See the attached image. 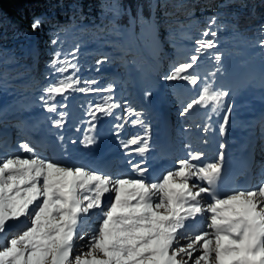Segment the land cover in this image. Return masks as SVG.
<instances>
[{
  "label": "rangeland",
  "instance_id": "rangeland-1",
  "mask_svg": "<svg viewBox=\"0 0 264 264\" xmlns=\"http://www.w3.org/2000/svg\"><path fill=\"white\" fill-rule=\"evenodd\" d=\"M139 19L140 35L135 31L136 18L130 15V27L118 33L119 46L110 35L89 45L87 41L58 44L44 81H34L35 85L30 83L31 73L10 82L0 79V133L9 130L15 137L8 147L15 158L2 157L9 149L5 150L6 140H0V264H240L246 259L245 264L264 263V180L249 191L201 200L206 186L191 161L207 153L205 147L212 145V137L223 145L227 130L247 127L258 106L264 108V21L254 27L249 40L231 22L196 41L200 32L196 24L190 29L182 26L180 35L176 28L154 24L147 15ZM127 43L131 49L125 48ZM23 51L28 54L29 48ZM208 94L215 107L211 104L206 114L192 119L200 99ZM131 99H137L138 108L130 107ZM44 116L42 127L54 119L61 133L52 137L61 140L67 151H81L92 158L100 137L115 154L130 153L136 159L130 166L135 174L114 187L99 170L43 159V152L23 140V130ZM130 117L131 127H124L121 119ZM165 117L173 122L168 125L173 135L167 136L165 145L177 148L183 156L173 157L171 171L147 180L145 173L156 160L149 135ZM198 120L203 123L196 124ZM214 125L218 133L212 130ZM95 130L99 132L96 139ZM71 132L75 134L67 137ZM195 132L201 139L186 143ZM262 156L257 158L264 168ZM8 157L14 160L6 161ZM180 170L196 180L176 179L172 172ZM182 184L184 190L175 205L173 190ZM133 187L136 193L129 194L127 190ZM126 191L129 199L123 195ZM108 196L107 209L98 214L101 221L78 234L87 227V222L83 224L87 214ZM235 198L249 203L258 217L255 246L246 245L236 227L226 229L236 232L234 240L225 234L223 241L214 230L216 218L226 210L222 207ZM135 199L143 209L129 205ZM84 202L88 206L82 212ZM198 219L203 222L197 230L190 228L192 223L186 225ZM88 222L91 225L92 220Z\"/></svg>",
  "mask_w": 264,
  "mask_h": 264
},
{
  "label": "trees",
  "instance_id": "trees-1",
  "mask_svg": "<svg viewBox=\"0 0 264 264\" xmlns=\"http://www.w3.org/2000/svg\"><path fill=\"white\" fill-rule=\"evenodd\" d=\"M130 15L136 18L139 35V17L147 15L154 24L176 28L180 35L182 26L190 29L196 24L200 28L196 41L235 22L241 37L249 40L254 27L264 21V0H0L1 81H14L26 73L32 74L30 83L44 81L58 44L87 41L89 45L110 35L119 46L118 33L130 27ZM126 47L131 49L128 43ZM24 48H29L28 54Z\"/></svg>",
  "mask_w": 264,
  "mask_h": 264
},
{
  "label": "bare ground",
  "instance_id": "bare-ground-1",
  "mask_svg": "<svg viewBox=\"0 0 264 264\" xmlns=\"http://www.w3.org/2000/svg\"><path fill=\"white\" fill-rule=\"evenodd\" d=\"M184 75V74H183ZM193 91V90H192ZM206 94V93H205ZM210 94V93H209ZM208 94V97H206L205 98V100L206 101H208V99H209V97H210V95ZM192 95V94H191ZM179 96V95H178ZM173 97H177V93H173ZM216 99V98H215ZM177 100V99H176ZM181 101H182V99H181ZM177 102H178V100H177ZM180 103V102H179ZM182 103V102H181ZM213 105H215L214 103H213ZM212 105V107H215V106H213ZM137 107L138 108V102H137V99L135 100V99H131V101H130V107ZM259 108H258V110H255V112H254V115H255V126H256V129L258 128V132L257 131H255V134H257L259 137H258V139H256V142H255V145H254V148H253V150L251 151V155L249 156V159H250V157H251V166H252V169H256V168H258V166H259V164H260V162H259V160H258V158H257V156H259V155H261L263 152H264V108H262L261 110H260V106H258ZM257 108V107H256ZM187 113V112H186ZM200 113H199V111H196V112H193V114H192V119H196V118H198L200 115H199ZM33 115V114H32ZM254 115H253V117H254ZM39 116L40 117H42V114H39ZM186 117V116H185ZM44 118L46 119V116H44ZM191 119V118H190ZM189 119V121L188 122H193V121H191ZM253 119V120H254ZM42 120V119H41ZM47 120V119H46ZM130 120H131V117L130 118H128L127 120H126V123L127 124H129L130 123ZM185 120H186V118H185ZM40 120L39 119H36L35 120V123L33 122V124H28V126L23 130V138H25V139H27L28 141H30V143H31V146L35 149V151L36 152H43L45 155L44 156H42L43 157V159H45V158H48V159H51L54 163H58V162H61L62 164H65V163H63L62 161H60L59 159H60V154H59V151H58V149L56 148V146H52L51 147V150H49L48 151V148H49V145H48V143H41L40 141L41 140H38V139H36V142H33L32 140H31V138L32 137H34L35 135H37V127H38V122H39ZM43 122H45V120H43ZM196 122V124H202L203 122L202 121H195ZM250 122H251V120H250ZM8 124H9V122H8ZM171 125L173 124V122L171 121V123H170ZM163 125H165V123L163 122L162 123V125H161V127L163 126ZM167 125H168V123L166 124V127H167ZM48 129V128H47ZM49 129H51V128H49ZM32 130V131H31ZM162 130V129H161ZM162 133V132H161ZM35 134V135H34ZM75 133L73 132H71L67 137H69V136H71V135H74ZM188 134V133H187ZM171 135H173V134H171ZM66 137V138H67ZM200 135H191L190 136V140L189 139H185L186 140V143H188V141H190V142H192L193 144H195L196 142H198L199 140H200ZM185 138H186V136H185ZM2 139V141L4 142V140H6V142H5V146H6V148H5V150H7V149H9L8 151H7V153H4L3 155H2V157L3 158H5V157H7V156H12V157H14V152L10 149V148H8V147H10L11 145H12V142L14 141V138L13 137H10L8 134H3V133H0V140ZM161 139V138H160ZM162 139H163V136H162ZM161 139V140H162ZM99 140V139H98ZM160 140V141H161ZM96 142V141H95ZM172 154H175V155H179L180 154V151L176 148V149H172L171 151H170ZM212 152V150H208L207 151V153L205 154V156H204V158L203 159H200V160H198V161H195V164L198 166H200L201 164V162L202 161H204V160H206V159H209V158H211L212 156H211V153ZM247 155L248 154H250V150L246 153ZM5 155H7V156H5ZM75 155L77 156V153L75 152L73 155H70V159H72V163H70V164H80L84 169H90V170H92L93 171V169H95V168H92L91 166H89L84 160H79L78 158H76L75 157ZM254 156H255V158H254ZM253 157V158H252ZM15 158V157H14ZM257 158V159H256ZM3 159H1V161H2ZM12 161V160H14L13 158H7L6 159V161ZM95 162H94V164H96V165H99V167L97 168L100 172H103L104 174H105V176L107 177V183H109L110 184V186H114V187H116V186H118V184H121V183H123L122 181H124L125 182V180H129L130 179V176H119V175H121V174H126V169L125 168H123V166H120V168L119 169H117V167H116V164H117V166H118V164H119V162H121L123 159H121L120 158V156H116V157H110V158H108V159H106V160H102L101 161V158H100V156H96L95 157ZM5 161V160H4ZM18 160L16 159V162H17ZM61 164V165H62ZM195 165V166H196ZM168 167V168H167ZM59 168V167H58ZM165 169H167L168 171H171L172 170V167H170V166H165L164 167ZM241 169V167H239V165H237L236 164V166H235V168H234V170L232 171V174L230 175V179H229V189H231V188H233V184H234V180H235V178H234V176H235V173L237 172V171H239ZM173 173V175H174V177L176 178V179H178V180H182V179H184V180H187V181H192V180H195V177H193L192 175H188L187 173H184V171L183 170H180V172L179 173H176V172H172ZM146 175V174H145ZM153 176H154V178L155 177H157V176H160L161 174L160 173H155V174H152ZM152 175H150V176H152ZM255 176H253V177H255V178H253V180H251L250 181V183L248 184V186H250L251 188H254L258 183V180H260V178H262V174H261V172H260V174H258L257 175V169H256V171H255V174H254ZM148 176V175H147ZM149 176V177H150ZM152 176V177H153ZM162 176V175H161ZM151 177V181L152 180H154V178H152ZM240 177H243V174H239V176L237 177V178H240ZM122 179H124V180H122ZM128 182H130V181H128ZM127 183V182H126ZM177 184V183H176ZM138 185V184H137ZM173 185V184H172ZM88 186V185H87ZM93 186V185H92ZM178 185H176V187H177ZM181 186V187H180ZM113 187V188H114ZM168 187H170V186H168ZM91 188H93V187H91ZM139 188H141V187H139ZM138 188V189H139ZM171 188V187H170ZM177 188H179V191L180 192H183V190H184V187H183V184L182 185H179V187H177ZM137 189V190H138ZM142 189H145V188H142ZM142 189H140L139 190V193H141L142 194ZM99 191V190H98ZM125 191V190H124ZM128 191V193L130 194V192H132V191H136V188L135 187H133V188H131V189H129V190H127ZM127 191L126 192H123L124 194L123 195H125V197L127 196V198H128V196H130L129 194H126L127 193ZM249 191V190H248ZM95 192H96V190H95ZM100 192H102L101 190H100ZM152 192V191H151ZM79 193V192H78ZM104 193H105V191H104ZM133 193V192H132ZM131 193V194H132ZM136 193V192H135ZM107 194V193H106ZM103 195H105V194H103ZM133 195H135V194H133ZM140 195V194H139ZM107 196V195H106ZM200 198H201V200H205L206 198H208L209 197V194H204V193H201L200 195ZM139 196H137V198H138ZM264 197V196H263ZM108 198H109V196L108 197H105L104 198V200L102 201V203L101 202H97V205L94 207V209H92V211L90 212V213H88L87 214V219H88V221H90V220H92V223H91V225H89L88 223V221H87V219L85 218L84 220H83V224H84V222H87V227L86 228H84V229H80L79 230V232H78V234H81V233H85V231L87 230V229H93L94 228V225H96V224H98L99 223V220H100V218H101V216L100 215H98L99 213H101V211H103V210H105V209H107V201H108ZM124 198V197H123ZM133 198V197H132ZM131 198V199H132ZM122 199V198H121ZM121 199H119V200H121ZM129 199V198H128ZM263 200V199H262ZM128 201V200H127ZM126 201V202H127ZM135 201H138L137 199L136 200H134V201H132L131 200V202H129V205H131V204H134L135 203V208L137 207V205L140 207V209H141V207H142V204H141V202H135ZM118 202H121V201H118ZM125 201H123V203H124ZM231 204H233L234 205V207H237V209L236 210H234V212H237V214L236 213H234L233 212V214H234V216H240L241 217V219H237V220H234V221H232V223H231V221L229 220V219H231V217H233L232 215H227V213L229 212V210H227V211H225L221 216H220V219H218V218H216V222H215V225H214V230H216L217 232H220V238L221 239H223V241H226V236H224L225 234L227 235V238H231V239H235V237L237 236V234H236V232L234 231V232H229V231H227L226 229L227 228H231V227H235L236 225H239V224H242L241 222H245V226H246V224H249V227H247L245 230H244V232L243 233H241L240 234V236H242V238H243V240L246 242V245H248V246H253L257 241H259V233H260V230L259 229H257V226L255 227V225H254V222L256 221V220H258V217L256 216V215H253V213L254 212H252L251 210H250V205H249V203H246V201H243V200H241V199H236L235 198V200H231V201H229ZM101 203V204H100ZM179 203V202H178ZM178 203H176L175 202V200H174V198H173V204H175V205H179ZM219 204H220V202H218ZM87 204V202H84V203H82L81 205H80V208L82 209H84V207H85V205ZM145 204V203H144ZM87 206H88V204H87ZM133 206V205H132ZM144 206V205H143ZM86 208V207H85ZM175 207H173V209H174ZM182 208V207H181ZM180 208V209H181ZM82 209V212H85V210H83ZM136 209H138V208H136ZM142 209H143V207H142ZM200 210H201V212L202 213H204L205 214V212H206V209L204 208V207H200ZM139 211V210H138ZM215 213V212H214ZM218 213V212H217ZM220 214V213H219ZM175 218V217H174ZM193 218H194V216H193ZM101 221V220H100ZM94 222H95V224H94ZM190 222H192V221H190ZM189 222V223H190ZM202 222L203 221H201V224H202ZM168 225V224H167ZM173 225V224H172ZM188 225V224H187ZM171 226V225H170ZM182 226V225H181ZM93 227V228H92ZM98 227V226H97ZM177 227V226H176ZM175 227V228H176ZM180 227V226H179ZM183 227V226H182ZM191 227H193L194 229H198V228H200L201 227V225L199 224V225H192ZM166 228V227H165ZM174 228V227H173ZM172 228V229H173ZM230 239V240H231ZM263 239H264V236H263ZM242 240V239H241ZM242 240V241H243ZM241 241V242H242ZM228 243V242H227ZM231 243H233V242H231ZM255 246V245H254ZM149 258V260L150 259H153V257L152 256H149V257H147V259ZM243 258V257H242ZM241 259V258H240ZM246 261H247V259L244 261V260H242L241 261V263L242 264H245L246 263ZM237 262V261H236ZM238 263H240V262H238ZM240 263V264H241ZM262 263V262H261ZM260 263V264H261ZM234 264V263H233ZM262 264H264V263H262Z\"/></svg>",
  "mask_w": 264,
  "mask_h": 264
}]
</instances>
